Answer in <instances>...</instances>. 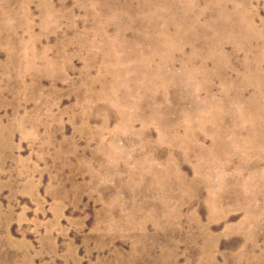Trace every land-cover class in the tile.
Returning a JSON list of instances; mask_svg holds the SVG:
<instances>
[{
	"label": "rangeland",
	"instance_id": "obj_1",
	"mask_svg": "<svg viewBox=\"0 0 264 264\" xmlns=\"http://www.w3.org/2000/svg\"><path fill=\"white\" fill-rule=\"evenodd\" d=\"M0 264H264V0H0Z\"/></svg>",
	"mask_w": 264,
	"mask_h": 264
}]
</instances>
